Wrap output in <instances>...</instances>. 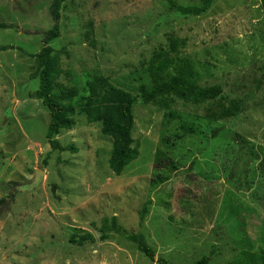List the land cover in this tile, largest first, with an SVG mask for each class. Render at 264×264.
I'll use <instances>...</instances> for the list:
<instances>
[{
  "label": "rangeland",
  "instance_id": "1",
  "mask_svg": "<svg viewBox=\"0 0 264 264\" xmlns=\"http://www.w3.org/2000/svg\"><path fill=\"white\" fill-rule=\"evenodd\" d=\"M52 1L0 0V200L8 201L0 264H158L125 237L97 241L102 220L112 217L172 264L264 253L261 0H216L200 16H181L165 0L66 1L51 44L61 59L59 89L75 87L79 99L103 76L137 95L140 83L151 86L145 67L153 52L178 39L186 42L179 57L194 62L202 85L220 84L226 98L245 101L237 118L216 121L207 105L177 101L165 112L138 100L139 157L120 176L109 167L112 139L79 114L74 129L55 137L76 150L51 151L49 110L34 97L40 82L31 76L54 25ZM86 233L96 241L70 242Z\"/></svg>",
  "mask_w": 264,
  "mask_h": 264
},
{
  "label": "trees",
  "instance_id": "2",
  "mask_svg": "<svg viewBox=\"0 0 264 264\" xmlns=\"http://www.w3.org/2000/svg\"><path fill=\"white\" fill-rule=\"evenodd\" d=\"M66 1L53 0L51 3L50 15L54 25L44 33L43 46L36 55L37 69L31 76L40 82L39 89L33 93L34 97L41 100L49 110L50 124L47 139L52 152L76 150L73 145L62 146L55 137L63 130L74 129L76 125L74 116L79 114L84 116L90 124L100 123L102 134L112 139L109 167L116 176H120L139 157L140 146L136 144L133 137L134 105L138 100L165 112L171 111L177 101L196 106L207 105V113L212 120L216 121L235 119L242 113L245 101L226 98L220 84L211 86L201 84L199 81L201 75L194 62L188 58L179 57V50L186 47V42L178 39H171L166 49L159 48L153 52L145 67L151 86L140 83L137 95L116 87L109 77L103 76L89 80L86 83L88 95L79 99L78 90L75 87L59 89L57 82L61 75V59L54 53L51 44L60 37L61 10ZM165 1L171 10L178 12L181 16H200L208 12L216 0H203L200 6L187 7L173 0ZM261 7L264 11V0H261ZM0 27L6 26L0 24ZM163 141L168 143L166 139ZM47 156H50V153ZM46 164L45 161L44 165ZM7 204V200H0V213L5 211ZM148 213L149 207L146 205L141 211V223L144 222ZM98 232L97 241L105 242L114 240L116 237H125L136 245L139 252L152 261L156 260L158 264H172L165 258L157 256L143 234L126 231L119 224L117 217L104 218ZM95 241L96 238L89 233L73 235L70 239L72 244L78 246ZM210 262V256H203L191 264H210ZM227 264H264V253L242 249Z\"/></svg>",
  "mask_w": 264,
  "mask_h": 264
},
{
  "label": "water",
  "instance_id": "3",
  "mask_svg": "<svg viewBox=\"0 0 264 264\" xmlns=\"http://www.w3.org/2000/svg\"><path fill=\"white\" fill-rule=\"evenodd\" d=\"M40 176H41V172H37V175H36V180L34 181V185H38L39 181H40Z\"/></svg>",
  "mask_w": 264,
  "mask_h": 264
}]
</instances>
